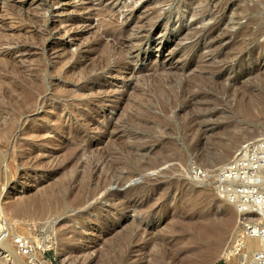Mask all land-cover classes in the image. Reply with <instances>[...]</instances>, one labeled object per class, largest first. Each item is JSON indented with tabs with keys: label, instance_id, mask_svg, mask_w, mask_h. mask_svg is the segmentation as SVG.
Returning <instances> with one entry per match:
<instances>
[{
	"label": "rangeland",
	"instance_id": "obj_1",
	"mask_svg": "<svg viewBox=\"0 0 264 264\" xmlns=\"http://www.w3.org/2000/svg\"><path fill=\"white\" fill-rule=\"evenodd\" d=\"M261 1L12 0L10 3L13 4L14 13L22 15L23 12L24 26L18 22L16 25L14 21H12L14 25L10 24L11 19L2 14L0 6V29L3 28L2 25H5L4 29L9 38L11 36V41L16 43L8 45L9 47L0 45V52L12 49L16 60L24 62L26 58V61L31 63L34 59L35 61L39 59L38 55H41L43 58L40 64L42 63L41 65L44 67L46 65L47 69L54 67L61 51L67 50L70 54H74L72 60L69 61L70 65H67V68H70L69 75H71L69 76V93L72 92L71 96H73L70 97L69 106H72V110L69 107L70 117L63 123L64 127L69 124L68 130L71 134L61 135V130H54L53 135L56 136V140L50 146H36L31 151L26 149L20 156L18 154L20 150L14 148L13 143L3 150L4 153H1L6 157L0 164V192H2L0 193V236L6 229L10 230L8 238L13 241L14 246H17L18 254L29 255L34 252L40 255L43 261H25L23 259L25 264H111L123 252L129 254L127 259L130 257V260L126 261L127 264H136L131 247L142 244V239L148 243L154 241L152 243L155 247H161L168 264H173L172 260L176 257L178 258L174 261L179 262L177 264L180 262L182 264H201L200 260H192L193 255L191 256L189 250L193 245L190 239L196 235L195 243L199 244L200 251H203L201 249L208 241L205 237V240L203 237L200 239L192 231L194 224L206 217L213 218L217 222L227 213L232 216L230 228L227 226V229L224 230L223 223L217 222L218 228L225 232L220 247L224 249L228 245H232L231 243L239 244V240L244 235L243 226L240 230L239 225L240 222L243 223L245 216L239 210L238 204L232 203V200L229 199V193L226 190L239 188L242 179L235 178L230 181V186L227 189L220 190L219 185L221 184L222 170L228 166H234L235 169L238 168L244 172L251 166L261 165L260 170H257L256 173L264 172V166L261 163L264 158V0ZM200 2H205V4L200 5ZM216 3L223 4L217 14V10H214ZM256 4L258 7H255ZM203 8L207 9L205 13L200 12ZM35 9L40 20L37 21V24L36 22L29 23L32 13L30 10ZM243 9L250 10L246 17L242 13ZM101 11L107 14H103V16L98 14ZM155 11L157 13H154ZM212 15L211 20L209 17ZM109 18L114 20L116 25H119L118 27H124L125 34L123 33L124 37H119L121 44L124 43V45H121V49L118 48V51L115 49L117 53L112 51L113 56L108 57L106 50L98 45L97 37H99L98 35L102 36L101 38L105 42L107 41L109 46L110 43L115 42V36L103 32L102 22ZM248 18H252L254 21L246 25ZM26 25L30 27L28 28ZM195 28H198L196 31H200V29L203 31L197 33ZM209 28H212L213 31L210 36L212 40L206 37ZM26 29L28 30L26 31ZM245 29H248V33L251 31V34H248ZM241 30L245 33V37L249 35L246 48L239 52L240 54L235 55L233 59L227 58L228 63L217 61L220 59V54L228 55L234 51L231 49L236 48L242 39L240 38ZM33 31L34 36L37 34L36 38L39 37L37 42L40 43H37L34 37L32 38ZM31 39L32 42H30ZM80 51L83 56L77 57L76 54ZM114 52L115 54H113ZM217 52L219 54L216 55ZM102 56H106L103 57L104 62ZM120 56L122 60L119 59ZM198 57L199 59L204 57V60L217 58L215 62L224 65L218 72L215 70L206 71L211 74L209 80L191 81L188 76L199 69L196 68L199 62ZM26 61L24 62L26 65L31 64ZM89 70L93 71L90 73ZM179 75H182L183 80ZM215 75L218 77L215 78ZM52 77L49 76L47 79V86H49L45 90V95L40 96L36 112L29 114L31 117H28L29 120L27 118L28 124L17 130L13 142L17 139H24L27 134L34 136L33 131L42 129V122L46 117L53 118L54 114L50 112L55 100L53 101L48 94L53 83L57 85L61 82V78ZM181 83L182 85H180ZM80 92L83 95L80 94L79 97L77 93ZM139 104L142 106L140 107ZM57 105H60L59 109L64 110L63 102L60 101ZM142 108L143 112L140 111ZM135 120H138L139 123L146 122L150 126L153 125L150 129L154 132L149 131V128L142 131ZM120 121L122 122L120 123ZM112 124H115V127L114 125L111 127ZM155 127L158 130L160 128L161 131L163 129V133L157 131ZM22 133H25L24 136ZM72 135L83 138V143L87 144L89 150L82 154L80 159L78 158V163L74 162L76 165L70 163L72 164L70 166L66 147ZM131 139L140 140L137 144L144 145L143 147L146 148L140 150V147H135L139 151L134 147L128 148ZM144 140L146 143L143 144ZM224 144L226 147H223ZM157 150L164 152L162 155H166L165 157L169 159L166 162L164 160L156 168H144L145 153L147 152L148 156L156 154ZM26 151L32 156L24 159L23 156L28 154ZM134 151L136 152L133 153ZM14 152H16V156H13ZM93 159L94 161H92ZM136 159L140 162L138 163ZM252 159L254 160L252 161ZM88 161H96L99 166L98 170H93L94 184L105 172L114 180L111 178L108 185L106 184L104 189L97 193L98 195L88 199L83 206L61 216L38 220L11 215L10 209H13L12 206L17 202L15 200L19 201L22 197L35 194L66 173L73 171L74 174L79 172L78 175H81L85 166L89 165ZM135 163L140 164V168L133 170L131 176L121 183L116 182L117 174L124 175L129 169H132ZM109 164H112L115 169L112 166L110 169ZM46 166L47 168H45ZM111 170L120 172H111ZM112 173L115 176H112ZM261 189L264 190V181ZM105 192H117L118 197L117 199L114 196L105 197ZM121 200L130 202L133 208L134 206L137 208L130 210L125 215H119L118 218L109 217L110 223L107 228L105 226L101 230L97 229V220L105 219L106 214L111 215L112 210L115 212L117 208H120L116 207V204L121 203ZM9 204L11 205L8 207L10 211L7 210ZM96 206L101 211L99 216L92 212V207ZM79 213H85L86 218L78 216ZM114 218L115 220H113ZM5 220L7 221L5 222ZM133 221L139 222L140 227L134 230L135 232L133 231L134 239L131 246H128L129 242H127L126 236L129 237V234H123V232L126 226L134 223ZM66 222H70L74 226L76 233L78 231L85 232L80 239L77 237V241L75 240L71 244H64L65 240L61 236L62 230L64 231L63 224ZM21 228L24 231H21ZM87 228L92 229L89 231L90 234L86 232ZM16 229L18 231H15ZM6 233L5 231L3 235ZM138 233L140 234L138 235ZM123 236L126 239H123ZM80 241L83 242L80 243ZM158 249L160 250V248ZM172 252H176L175 255ZM239 253L241 252L239 251ZM181 254L184 257L180 258ZM146 259L147 261L143 256L141 262L147 264L150 258L146 257ZM0 264L19 263L7 250L0 248ZM210 264H235L234 256L218 257Z\"/></svg>",
	"mask_w": 264,
	"mask_h": 264
},
{
	"label": "bare ground",
	"instance_id": "obj_2",
	"mask_svg": "<svg viewBox=\"0 0 264 264\" xmlns=\"http://www.w3.org/2000/svg\"><path fill=\"white\" fill-rule=\"evenodd\" d=\"M12 1V0H11ZM9 0H0V6H1V11H2V14L5 16V17H9L11 20V23L10 24H13L12 21L15 22V24L18 22V23H21L20 25H23L24 24V16H23V12H22V15L21 14H17V13H14L13 11V4H11ZM204 1V0H203ZM223 1V0H222ZM261 1V0H260ZM185 2V1H184ZM199 2V1H198ZM227 2V1H226ZM252 2V1H251ZM262 2V1H261ZM264 2V1H263ZM167 3V2H166ZM183 4V3H182ZM201 4H205V2H200V5ZM217 4V3H216ZM194 5V4H193ZM199 5V4H198ZM207 5V4H206ZM205 5V6H206ZM33 6V5H32ZM182 6V5H181ZM203 6V7H205ZM223 4H217L215 7L216 9L214 10H217L216 11V14L219 13V11L221 9H219L220 7H222ZM161 7V6H160ZM184 7V6H182ZM255 7H258V5L256 4ZM255 7H253L255 9ZM201 8V7H200ZM199 8V9H200ZM243 8V7H242ZM246 8V7H245ZM80 9V8H79ZM82 9V8H81ZM230 9V8H229ZM251 9V7H250ZM76 10V9H75ZM182 10V9H181ZM195 10V9H194ZM207 9L206 8H203V10L200 12L201 13H205ZM210 10V9H209ZM263 10V9H262ZM28 11V9H27ZM32 11V13H31ZM97 11V10H96ZM106 11V10H104ZM250 10H247V9H243L242 10V13L245 14V17L247 15H249V12ZM257 11H258V8H257ZM260 11V10H259ZM16 12V11H15ZM20 12V11H19ZM20 12V13H21ZM26 12V11H25ZM75 12V11H74ZM98 12V11H97ZM198 11V14L200 13ZM215 12V11H213ZM239 10H238V14H239ZM30 19H29V23H35L37 24V21L40 20V17L38 18L37 16V11L36 9L35 10H30ZM78 13V11H77ZM154 13H157L156 11ZM193 13V11H192ZM209 13V11H208ZM222 13V12H221ZM98 14H101L103 16L104 13H102V11ZM107 14V13H106ZM105 14V15H106ZM195 14V13H193ZM197 14V16H198ZM235 14V13H234ZM237 14V12H236ZM237 14V15H238ZM254 14V13H253ZM97 15V14H96ZM104 15V16H105ZM196 15V14H195ZM222 15V14H221ZM240 15V14H239ZM242 15V14H241ZM95 16V15H94ZM208 16V15H207ZM244 16V15H243ZM201 17V16H200ZM213 18V15L210 16L209 18ZM252 17H254L252 15ZM45 18V17H43ZM106 18V17H105ZM211 18V20H212ZM216 18V16L214 17V19ZM242 18V17H241ZM244 18V17H243ZM256 19V17H254ZM262 18V17H261ZM229 19V18H228ZM28 21V19H26ZM44 20V19H43ZM136 20V19H135ZM248 21L246 22V25H249L251 23H253L254 19L252 20L251 19H247ZM259 20V19H258ZM26 21V22H27ZM117 21V20H116ZM46 22V21H44ZM44 24V23H43ZM216 24V22H215ZM260 24V23H259ZM14 25V24H13ZM17 25V24H16ZM25 25V24H24ZM23 25V26H24ZM34 25V24H33ZM144 25V24H143ZM245 25V23H244ZM255 25V24H254ZM5 26V25H4ZM3 25L0 29V45H10L12 43L16 44L15 42L11 41V36L9 38V35L6 33V30L4 29ZM103 26V27H102ZM102 28H103V32L109 34L110 36H115L116 40H114L115 42L113 43H110L111 45L109 46L107 44V41L105 42L101 37L100 35H98L99 37H97V42H98V45H101V48L103 47L104 50H106V56H110L112 55V51H116L115 49H117L118 51V48L121 49V42L119 40V37L123 36V33H124V27L121 28L118 27L119 25L117 24L116 25V22L112 19H107L105 20V22L103 21L102 22ZM214 26V25H213ZM212 26V27H213ZM217 26V25H216ZM21 27V26H20ZM26 27H30V26H27ZM150 27V26H149ZM252 27V26H251ZM254 27V26H253ZM8 28V27H7ZM242 28V27H241ZM260 28H261V24H260ZM259 28V29H260ZM194 29V28H193ZM198 29V28H197ZM195 28V31L197 30ZM210 29V28H209ZM243 29V28H242ZM258 29V30H259ZM263 29V28H262ZM25 30V28H24ZM28 29H26L27 31ZM30 30V29H29ZM238 30V29H237ZM246 32L248 31V29H245ZM257 30V32H258ZM261 30V29H260ZM259 30V33H261ZM47 31V30H46ZM99 31V30H98ZM189 31V30H188ZM203 30L200 29V31H196L197 33L199 32H202ZM226 31V30H225ZM250 31V30H249ZM32 32V30H31ZM30 32V33H31ZM100 32V31H99ZM191 32V31H190ZM209 33H207V36L206 37H209V40H210V36H212L213 34V31H212V28L210 30H208ZM237 32V31H236ZM240 38H242L240 40V43L237 44V47L235 45L236 48L233 47L232 50L234 51H230L231 53L226 55L225 54H220L219 55V62H223V63H228V60H226L227 58H232L237 55L239 52H242L243 49L246 48V43H247V33H246V37L244 36L245 33L241 30L240 31ZM102 33V32H101ZM192 33V32H191ZM195 33V32H194ZM238 33V32H237ZM33 34V35H32ZM31 34L32 38L34 37V40L37 42V40H39V37H37V34L36 36L34 31L33 33ZM125 34V33H124ZM205 34V33H204ZM220 34V33H218ZM217 34V35H218ZM248 34H251V31L250 33ZM257 34V33H256ZM191 35V34H190ZM196 35V33H195ZM221 35V34H220ZM258 35V34H257ZM14 36V35H13ZM12 36V37H13ZM25 36V35H24ZM215 36V35H214ZM219 36V35H218ZM263 36V35H262ZM21 37V36H20ZM124 37V36H123ZM25 38V37H24ZM29 38V37H28ZM31 38V37H30ZM107 38V37H106ZM260 38V37H259ZM18 39V37H17ZM122 39V38H121ZM214 39V38H213ZM16 40V39H15ZM208 40V39H207ZM212 40V38H211ZM33 41V42H35ZM110 41V40H109ZM234 41V40H233ZM30 42H32V39L30 40ZM35 42V43H36ZM39 42V41H38ZM37 42V43H38ZM111 42V41H110ZM216 42V41H215ZM218 42V41H217ZM237 42V41H236ZM235 42V43H236ZM22 43V41H21ZM40 43V42H39ZM109 43V42H108ZM207 43V42H206ZM233 43V44H235ZM178 44V43H177ZM215 44V43H214ZM231 44V43H230ZM29 45V44H28ZM124 45V43H123ZM122 45V46H123ZM31 46V45H30ZM93 46V45H92ZM95 46V45H94ZM216 46V44H215ZM220 46V45H219ZM218 46V47H219ZM1 47V46H0ZM9 47V46H8ZM35 47V46H34ZM115 47V48H114ZM211 47V46H210ZM214 47V46H213ZM33 48V47H32ZM217 48V47H215ZM2 49V48H1ZM27 50V48H25ZM208 49V48H207ZM213 49V48H212ZM218 49V48H217ZM226 49V48H225ZM5 50V49H4ZM12 50V49H11ZM11 50H6V51H2L0 52V164L3 162V158L6 157L5 156H2V152L4 149H7L11 144L14 145V148H17L19 149L20 151L18 152V154H21L23 153L24 150L28 149V151H31L32 149H34L36 146L40 147V145H49L54 142L56 140V136H54V132L57 131V130H61L62 131V134L61 135H69L71 134L70 133V130H68L69 128V124L68 126L64 127L63 126V123L65 121H67L70 117V113H69V107L71 108L72 106H69V102H70V97L71 96V93L70 92V89H69V85H70V77L71 75H69V69L67 68V65L69 64V61L70 59L74 56V54H70L67 50H64V51H61L59 54H58V61L57 63L54 65L53 68L51 69H47L46 68V65L44 67V65L42 66L40 64V62L42 61V58L43 56L41 55H38L40 58L37 59L35 61H33V55H32V60L33 61L30 65H26L24 62L26 61V58L24 59L25 61L22 62V61H19V60H16V58L14 57V54L12 53L13 51ZM92 50V49H91ZM125 50V49H124ZM211 50V49H210ZM230 50V48H229ZM228 50V51H229ZM35 51V50H34ZM38 51V50H37ZM79 51V50H78ZM93 51V50H92ZM116 51V53H117ZM209 51V50H208ZM29 52V51H28ZM31 52V51H30ZM120 52V51H119ZM22 53V52H21ZM115 54V52L113 53ZM121 54V53H120ZM200 54V53H198ZM203 54V53H202ZM219 54V52L216 53V55ZM240 54V53H239ZM123 55V54H122ZM121 55V56H122ZM125 55V53H124ZM213 55V54H212ZM30 56V55H29ZM77 57H82L83 56V53L80 51L78 52V54H76ZM106 56H102V61L104 62L105 60H103V57H106ZM113 56V55H112ZM111 56V57H112ZM121 56L119 57V59L121 58ZM199 56V55H198ZM86 57V56H85ZM97 57V56H96ZM110 57V58H111ZM75 58V57H74ZM73 58V59H74ZM84 58V57H83ZM204 58V57H203ZM203 58L199 59L198 57V63H197V69L198 71H195L191 74V76H188V79L191 80V81H197L200 80L201 81H205V80H209L210 77H211V74L207 73L206 71H209V70H215L218 72V70H221L222 67H223V63H218L217 61L215 62V58L214 60H204ZM214 58V57H213ZM29 59V58H28ZM72 60V59H71ZM75 60V59H74ZM97 60V59H96ZM118 60V59H117ZM122 60V58H121ZM120 60V61H121ZM79 61V59H78ZM78 61H77V65H78ZM185 61V60H184ZM28 60L26 61V63H29ZM73 62V61H72ZM76 62V61H75ZM100 62V61H99ZM95 64V63H94ZM222 64V65H221ZM238 64V63H237ZM70 65V64H69ZM195 65V64H194ZM72 66V65H71ZM74 66H75V63H74ZM73 66V67H74ZM170 66V65H169ZM76 67V66H75ZM92 67V66H91ZM161 67V66H160ZM152 68V67H151ZM225 68V67H224ZM74 69V68H73ZM72 69V70H73ZM86 69V68H85ZM154 70V69H152ZM160 70V69H159ZM90 71H93V70H89ZM264 71V70H263ZM27 72L28 75H27ZM78 72V71H76ZM80 72H82V70L80 69ZM108 72V71H107ZM179 72V71H178ZM75 74V72H73ZM87 73V71H86ZM91 73V72H90ZM89 73V74H90ZM212 73V72H211ZM254 73V72H253ZM84 74V73H82ZM150 74V73H149ZM261 74V73H260ZM178 75V74H177ZM209 75V76H208ZM51 76V78H53L52 76H58L59 78H61V82L58 83L57 85H55V83H53V85L51 86V89H50V93L48 94V96L54 101L55 100V103L52 105L51 107V112L50 113H53L54 116L53 118L49 119L48 117L45 118V121L42 122V129L41 130H35L33 131L34 132V136H31V135H26L24 136L23 134L25 133H22V135L25 137L24 139H17L16 137V141L13 142V139L15 138V136L17 135V130L20 129L21 126H26V124H28V121H27V118L28 117H31L29 116V114H31L32 112H34L37 107H38V100L41 99L40 96L42 95H45V90L46 88L49 86H47L48 82H47V79L48 77ZM180 78H182V75H179ZM184 76V74H183ZM187 76H185L187 78ZM74 77V76H73ZM84 77V75H83ZM147 77V76H146ZM158 77V76H157ZM218 77V76H217ZM216 75H215V78H217ZM259 78V77H257ZM256 78V79H257ZM214 79V78H213ZM240 79V78H239ZM263 79V78H262ZM51 80V79H50ZM49 80V81H50ZM80 80V79H79ZM183 80V78L181 79ZM187 80V79H186ZM212 80V79H211ZM217 80V79H216ZM213 81V80H212ZM179 82V81H178ZM186 82V81H185ZM209 82V81H208ZM216 83V82H215ZM214 83V84H215ZM142 84V83H141ZM189 84V83H188ZM256 84V83H255ZM72 85V84H71ZM148 85V84H147ZM157 85V83H156ZM159 85V84H158ZM182 85V83L180 84ZM233 85V84H232ZM71 87V86H70ZM150 87V86H149ZM187 88V87H186ZM72 89V88H71ZM103 89V88H102ZM155 89V88H154ZM126 90V89H125ZM160 90V89H159ZM47 91H49L47 89ZM73 91V90H72ZM131 91V90H130ZM104 92V91H103ZM95 93V92H94ZM127 93V92H126ZM130 93V92H129ZM132 93V92H131ZM139 93V92H138ZM156 93V92H155ZM168 93V92H167ZM202 93V92H201ZM80 94L81 92L77 95H79L80 97ZM76 95V96H77ZM83 95V94H81ZM121 95V94H120ZM75 96V95H74ZM175 96V95H174ZM232 96V95H231ZM189 97V95H188ZM137 98V96H136ZM157 98H158V95H157ZM43 99V97H42ZM94 99V98H93ZM231 99V97H230ZM142 100V99H141ZM46 101V100H45ZM48 101V100H47ZM63 102V109H59L60 108V105H57L58 103ZM75 101V100H74ZM100 101V100H99ZM40 102V101H39ZM51 102V101H50ZM78 102V101H77ZM83 102V101H82ZM153 102V101H152ZM193 102V101H192ZM201 103V102H200ZM77 104V103H76ZM189 104V103H188ZM187 104V105H188ZM195 104V103H194ZM71 105V104H70ZM88 105V104H87ZM140 105V104H139ZM142 105H140L141 107ZM189 106H191L189 104ZM193 106V105H192ZM139 107V109H140ZM62 108V107H61ZM123 108V107H122ZM91 109V108H90ZM138 109V108H137ZM166 109V108H165ZM72 110V108H71ZM144 111V109L142 108L140 111ZM139 111V110H138ZM142 111V112H143ZM146 111V109H145ZM36 112V111H35ZM85 113V112H84ZM146 113V112H145ZM182 113V112H181ZM191 113V112H190ZM48 114V113H47ZM74 114V113H73ZM80 114V113H79ZM168 115V114H167ZM180 115V114H179ZM187 115V114H186ZM129 116V115H128ZM184 116V115H183ZM216 116V115H215ZM133 117V116H132ZM148 117V116H147ZM33 119V118H32ZM37 119V118H36ZM155 119V118H154ZM29 120V118H28ZM116 120V119H115ZM134 120V119H133ZM142 120V119H141ZM194 120V119H193ZM192 120V121H193ZM136 121V124L139 125L140 129L143 131V129H147L148 128L150 129V126L148 123L146 122H138V120H135ZM143 121H146V120H143ZM122 121H120L121 123ZM138 122V123H137ZM191 122V121H190ZM194 123V122H193ZM37 124V123H36ZM107 124V123H106ZM128 124V123H127ZM39 125V124H38ZM114 125L115 127V124H112L111 127ZM156 125V124H155ZM100 126V125H99ZM157 127H160L158 125H156ZM119 128V127H118ZM156 128V127H155ZM161 128V127H160ZM157 129V131L163 133V129L162 131ZM25 129V128H24ZM50 129V130H49ZM101 129V128H100ZM137 129H139L137 127ZM23 130V129H21ZM53 130V131H51ZM55 130V131H54ZM202 130V129H201ZM149 131H153L154 130H149ZM158 132V133H159ZM167 132V131H166ZM203 132V131H202ZM27 133V131H26ZM213 133V132H212ZM219 133V132H218ZM109 134V133H108ZM129 134V133H128ZM156 134V133H155ZM207 135V134H206ZM134 136V135H133ZM147 136V135H146ZM209 137V136H208ZM132 138V137H130ZM134 138V137H133ZM136 138V137H135ZM151 139V137H149ZM156 138V137H155ZM211 138V137H210ZM83 138L79 137V136H76V135H72V137L69 139L68 143H67V147L66 149H68V157L67 159H69V164L70 163H74V162H77L78 163V158L80 159L81 155L84 154L86 151L89 150V147L86 145H84L83 143ZM62 140V139H61ZM153 140V139H152ZM120 141V140H119ZM174 141V140H173ZM208 141H209V138H208ZM137 142L139 143V141H136L135 139H131V143L129 144L130 146L128 148H135V147H140L139 149L141 150L142 148H146V147H143L144 145L140 146L139 144H137ZM142 142V141H141ZM155 142V140H154ZM171 142V141H170ZM215 142V141H214ZM222 142V141H221ZM110 143V141H109ZM118 143V142H117ZM146 143V141L144 140L143 144ZM66 144V143H65ZM148 144V142H147ZM164 144V142H163ZM173 144V142H172ZM225 146V144L223 145V147ZM116 147V146H115ZM126 147V146H125ZM167 147V146H166ZM210 147V146H209ZM226 147V146H225ZM127 148V149H128ZM135 148V149H137ZM156 149V148H155ZM12 150V149H11ZM138 150V149H137ZM28 151H26L28 153ZM128 151V150H126ZM139 151V150H138ZM148 151V150H146ZM158 151V150H157ZM9 155H10V149H9ZM13 152V151H12ZM63 152V151H62ZM131 152V151H130ZM136 151H134L133 153H135ZM141 152V151H140ZM145 153V151H143ZM4 153V152H3ZM34 153V151H33ZM162 151H158L156 154L153 153V154H150L147 156V152L145 153V158H146V162H145V167L144 168H156L158 167L160 164H162L165 160V162L169 159V158H166L165 156L166 155H162ZM25 154V153H24ZM132 154V153H131ZM137 155H139L138 153H136ZM16 156V152L13 153V156ZM106 155V154H105ZM160 155V156H159ZM29 156H32L30 153H28L27 155L25 154V156H23V158H29ZM36 156V155H35ZM84 156V155H83ZM142 156V155H140ZM157 156V157H156ZM159 156V157H158ZM171 156V155H169ZM10 157V156H9ZM18 157V156H17ZM133 157V156H132ZM134 158V157H133ZM141 158V157H140ZM171 158V157H170ZM10 159V158H9ZM8 159V160H9ZM47 159V158H46ZM66 159V160H67ZM90 159V158H89ZM117 159V158H116ZM173 159V157L171 158ZM44 160V159H43ZM87 160V159H86ZM108 160V159H107ZM121 160V159H119ZM145 160V159H144ZM94 161V159L92 160ZM89 162V165H86L84 164L85 168L83 170V172L81 173V175H78L77 174H74L73 171L72 172H69V173H66L64 174L63 176L61 177H58L55 181H53V183H51L48 187H45L44 189H40V191L38 192H35V194L33 195H28L27 197H22V199H19L18 200H15L17 202H15V204L12 206L13 209L11 208L10 210L8 209V207L11 205H7V210L12 212L11 215L15 216V217H28L29 219H44L46 217H56V216H61L63 214H65L66 212L68 211H75L77 210L78 208H80L81 206L84 205V203H86L88 201V199H92L98 192H101L103 189H104V186H106V184L110 181V179L112 177L106 175V172L105 174L103 172L104 175H102L101 177L99 176H95V177H99L98 180H97V183L95 182V184L93 183L94 181V178H93V170H98L99 169V166H98V163L95 161V162ZM110 161V160H109ZM114 161V160H112ZM111 161V162H112ZM136 161L139 163L140 160L138 161L136 159ZM15 162V160H14ZM36 162V161H35ZM82 162V161H81ZM87 162V161H86ZM99 162V161H98ZM115 162V161H114ZM8 163V162H7ZM37 163V162H36ZM83 163V162H82ZM118 163V162H117ZM127 163V162H126ZM134 163V162H133ZM132 163V164H133ZM34 164V163H33ZM42 164V163H41ZM66 164V163H65ZM70 164V166L72 165ZM75 164V163H74ZM73 164V165H74ZM101 164V163H100ZM99 164V165H100ZM113 164V163H112ZM112 164L109 166V168L111 169V166ZM119 164V163H118ZM4 165V164H2ZM13 165V164H12ZM11 165V166H12ZM28 165V164H27ZM57 165V164H56ZM76 165V164H75ZM82 166V164H80ZM141 165H144V164H141ZM11 166H9L11 168ZM15 166V165H14ZM67 166V165H66ZM115 166V165H114ZM78 167V166H77ZM102 167V166H100ZM113 167V166H112ZM4 168V167H3ZM2 168V169H3ZM47 168V166L45 167ZM66 168V167H65ZM69 168V167H68ZM108 168V169H109ZM114 168V167H113ZM112 168V169H113ZM128 168H131V166ZM127 168V170H128ZM140 168V164H136L132 167V169L128 170L124 175H118L117 174V178L115 177V180L116 182L118 181V183H121L124 179H127L129 176H131L132 174V171L136 170ZM9 169V168H8ZM7 169V171H8ZM105 169V168H104ZM109 169V171H110ZM115 169V168H114ZM143 169V168H142ZM11 170V169H10ZM13 170V169H12ZM101 170V169H100ZM141 170V169H140ZM222 170V168H221ZM2 171V170H1ZM79 171V170H78ZM102 171V170H101ZM106 171V170H105ZM112 171H116V170H111ZM100 173V171H98ZM117 172H120V171H116ZM123 172V171H122ZM141 172V171H140ZM154 172V171H153ZM76 173V171H75ZM149 173V172H148ZM152 173V172H151ZM7 174V173H6ZM115 174V172H114ZM112 173V176L114 175ZM8 175V174H7ZM98 175V173H97ZM116 175V174H115ZM114 175V176H115ZM135 175V174H134ZM1 176V175H0ZM133 176V175H132ZM56 177V176H55ZM256 177L259 178L260 180H262V182L264 181V172H258L256 173ZM5 179V178H4ZM113 179V178H112ZM114 180V179H113ZM158 180V179H157ZM96 181V180H95ZM93 183V185H92ZM74 185V186H72ZM108 185V184H107ZM125 186V185H124ZM143 187V186H142ZM175 190V189H174ZM2 193V192H0ZM101 194V193H99ZM172 194V193H171ZM98 195V194H97ZM103 195V193H102ZM105 197H108V196H114V198L118 197V193L117 192H113V193H110V192H105L104 193ZM160 195V194H158ZM143 196V195H142ZM198 196V195H197ZM21 198V197H19ZM114 201V200H113ZM137 201V200H136ZM150 201V200H149ZM230 201V200H229ZM170 202V201H169ZM112 203V202H110ZM150 203V202H149ZM233 203V202H232ZM11 204H13V202H11ZM113 204H116V203H113ZM118 204V203H117ZM116 204V207H120V208H117L115 210V212L112 210V214H106V218L105 219H98L97 220V224H96V227L97 229H102L106 226L109 225V217L113 218L115 216V218L119 215H125L127 212H129L130 210H133V209H136L135 206L133 208V206L130 204V202H127V201H122L121 200V203H119L118 205ZM235 204V203H234ZM88 205V204H87ZM167 205V204H166ZM231 205V204H230ZM114 206V205H113ZM112 206V207H113ZM121 206H123L121 208ZM233 206V204H232ZM111 207V206H110ZM3 208V207H2ZM237 208V207H236ZM119 209V210H118ZM145 209V208H144ZM6 210V211H7ZM92 212L94 213L95 212V215H100L101 214V211L100 209L96 207H92ZM109 210V209H108ZM139 210V209H138ZM189 210V209H188ZM4 212V211H3ZM2 212V214H3ZM135 212V211H134ZM5 213V212H4ZM163 213V212H162ZM228 214V213H227ZM225 214V216L223 217H219L220 220H218L219 222L221 221L223 223V228L224 230L227 229V226L229 227L231 221H232V216L231 214L230 215H227ZM8 215V214H7ZM85 213H79L78 216H84ZM88 215V214H87ZM164 215V214H163ZM6 216V215H4ZM89 216V215H88ZM113 216V217H112ZM160 216V215H159ZM214 216V215H213ZM7 217V216H6ZM12 217V216H11ZM102 217V216H101ZM10 218V217H8ZM84 218H86V216H84ZM115 218L113 220H115ZM14 219V218H13ZM17 219V218H16ZM23 219V218H22ZM83 219V218H82ZM91 219H93L91 217ZM217 219V218H216ZM9 220V219H8ZM10 220H12L10 218ZM19 220V219H18ZM17 220V221H18ZM111 220V219H110ZM4 221V220H2ZM7 220H5L6 222ZM26 221V220H25ZM216 220H213V218H209V217H206L204 219H202L200 222L194 224V227L192 228L193 232L196 233L199 238L201 239L203 237V239L208 241V243L202 247L201 250L203 251H200V246L196 245L197 243H195V239L197 238L196 235H194L190 240L192 241V248H191L189 251V253L191 254L192 256V260L196 259V260H200V263L201 264H210L211 261H215L216 258H220V257H223V258H227V257H230L231 255L234 256V263L235 264H239L243 259L247 258L248 256V252L252 251V250H256V249H260L264 246V239L263 238H257V239H247V246L246 248H243L240 250L241 253H236V244L233 245V243H231L232 245H228L226 248H222L220 247L223 239H224V236H225V232L221 229V228H218V225H217V222H215ZM134 222V221H133ZM4 224V223H3ZM117 224V223H116ZM5 225V224H4ZM3 225V226H4ZM63 229L64 231L62 230V234L61 236L63 237V240L64 241V244H71L73 241L75 242L76 238L78 237L80 239V237H82L85 232H80L78 231L77 233L75 232V228L74 226L69 222H66L63 224ZM140 223L139 222H134V223H131L129 226H126L125 229H124V232L123 234H129V237L126 236L128 238V246H131L130 244L133 242V231L134 230H137V228H139L140 226ZM222 225V224H221ZM6 226V225H5ZM111 226V225H110ZM225 226V227H224ZM240 230L241 229V226H242V223L240 222ZM18 227V226H16ZM15 227V228H16ZM230 228V227H229ZM11 229V228H9ZM96 229V230H97ZM144 229V227H143ZM92 230L91 228H87L86 232L89 233V231ZM7 232L6 234L3 235L4 232ZM2 235L0 236V248L2 249H5L7 250L13 257L14 259L19 263V264H25V262L23 261V259L26 260H37L39 262H43L42 261V258L40 255H37L35 254L34 252H32L31 254L29 255H24L23 253H20L18 254L17 252V246H14V243L13 241H10V239L8 238V235L10 234V230L7 231V229L5 230ZM15 231H18L17 229ZM21 231H24L22 230L21 228ZM85 231V230H84ZM114 231V230H113ZM9 232V233H8ZM121 232V233H122ZM135 232V231H134ZM146 232V231H145ZM227 232V231H226ZM60 233V232H59ZM97 233V232H96ZM148 233V232H147ZM146 233V235H147ZM192 233V234H194ZM90 234V233H89ZM140 233H138L139 235ZM150 234V233H149ZM237 234V233H236ZM70 235V236H69ZM125 236V235H124ZM123 236V239H126L124 238ZM137 236V234H136ZM189 236V235H188ZM12 237V236H11ZM149 237V235H148ZM205 237V238H204ZM130 238V239H129ZM141 238V236H140ZM139 238V239H140ZM138 239V238H136ZM188 239V238H187ZM144 239H142V244L140 245H133L131 247V249L133 250V254L135 256V260H134V263L136 262V264H142L143 262H141V259H143V256H145V260L147 261L146 257L150 260L148 261L147 264H168L167 260L165 259L166 256L164 255L163 251L161 250V247H158L160 248V250L154 246V241H152L151 243H148L147 241H143ZM146 240V239H145ZM189 240V239H188ZM239 240V239H238ZM77 241V240H76ZM136 241V240H135ZM134 241V242H135ZM138 241V240H137ZM136 241V242H137ZM140 241V240H139ZM185 241V239H184ZM197 241V240H196ZM237 241V240H236ZM83 242V241H80V243ZM135 242V243H136ZM182 242V241H181ZM79 243V244H80ZM162 243V242H161ZM176 243V242H175ZM190 243V241H189ZM63 244V245H64ZM84 244V243H83ZM183 244V243H182ZM181 244V245H182ZM100 245V244H99ZM203 245V244H201ZM199 247V248H198ZM130 248H128L129 250ZM130 249V250H131ZM233 249V250H232ZM180 250V249H179ZM168 251V250H167ZM174 251V250H172ZM99 252V251H98ZM131 252V253H132ZM178 252V251H177ZM188 252V251H187ZM186 252V253H187ZM118 253V252H117ZM126 252H123L122 255L120 254V257H118L117 260H115L113 263L111 264H127L126 261H129L130 260V257L127 259V255L129 254H125ZM175 253L176 252H172ZM171 253V255H172ZM184 253V252H183ZM107 254V253H106ZM189 254V255H190ZM169 256V255H168ZM173 256V255H172ZM170 256V257H172ZM174 257V256H173ZM184 256H180V258H182ZM168 258V257H167ZM178 258V257H176ZM176 258H174L172 261H173V264H177L179 262H175L174 260H176ZM191 258V257H190ZM185 259H186V256H185ZM132 260V259H131ZM170 260V259H169ZM180 261V259H178ZM177 260V261H178ZM145 261V262H146ZM213 263V262H212ZM144 264V263H143ZM180 264H182L180 262ZM184 264V263H183ZM186 264V263H185Z\"/></svg>",
	"mask_w": 264,
	"mask_h": 264
},
{
	"label": "built area",
	"instance_id": "obj_3",
	"mask_svg": "<svg viewBox=\"0 0 264 264\" xmlns=\"http://www.w3.org/2000/svg\"><path fill=\"white\" fill-rule=\"evenodd\" d=\"M261 163L264 166V158H262ZM260 167L261 165L251 166L244 172L238 168L235 169L234 166H228L222 170L223 174H221L222 179L219 185L220 190L223 188L227 189L230 186V181L235 178L242 179L239 188L226 190L229 193V199L233 203L238 204L239 210L245 216L242 223L244 235L236 246V253L246 248L248 238L264 239V190L261 189L262 180L256 177V172L260 170ZM239 264H264V246L248 252L247 258L243 259Z\"/></svg>",
	"mask_w": 264,
	"mask_h": 264
}]
</instances>
